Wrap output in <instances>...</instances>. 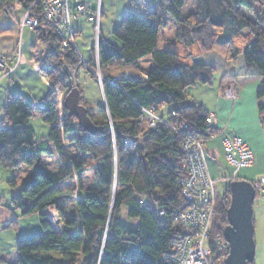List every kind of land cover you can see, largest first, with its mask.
Instances as JSON below:
<instances>
[{"label": "trees", "instance_id": "trees-1", "mask_svg": "<svg viewBox=\"0 0 264 264\" xmlns=\"http://www.w3.org/2000/svg\"><path fill=\"white\" fill-rule=\"evenodd\" d=\"M36 1L0 0V12L17 3L25 11ZM168 22L175 27L171 41L164 35ZM43 31L37 30L38 38L47 43L43 61L51 66L44 72L53 85L69 90L71 73L79 66L94 79L93 60L80 62L75 51L61 49L57 37L48 29ZM111 35L120 47L98 39L101 69L136 66L144 59L150 65L143 81L114 79L101 70L105 105L86 106L80 93V104L96 128L94 135L85 133L66 112L60 118L50 96L43 107H36L13 94L3 107L2 122L7 126L0 128V166L8 171L23 166L31 170L11 198V206L22 218L37 215L41 233L17 240L15 263L0 257V264H170L164 258L170 244L187 234L173 220L190 208L180 184L186 176L184 141L199 137L206 144L217 134L214 127L206 126L208 113L203 106L187 100L189 87L210 85L214 76L213 68L194 59L210 52L229 62L242 57L247 69L243 78H259L263 88L256 97L264 95V0H159L143 14L128 10ZM229 80L235 83L236 77ZM163 108L171 113L149 128L146 112L155 109L156 114ZM258 111L263 113L264 105H258ZM34 115L50 127L45 141L38 142L29 126ZM65 137L78 154L100 163L94 172V190L75 199V213L70 216L58 206L61 184L82 170L85 162L68 157ZM140 138L133 155L129 146ZM53 154L60 163L55 173L41 161L42 156ZM9 185L16 188L14 181ZM228 195L227 189L223 197L217 196L209 233V243L218 240L220 248L226 246L222 231L227 225ZM139 200L154 208H142ZM50 208L58 213L61 228L47 220L45 212ZM122 208L130 225L120 222ZM12 225L9 222L5 228ZM227 251V247L223 254L214 250L213 257L223 264Z\"/></svg>", "mask_w": 264, "mask_h": 264}, {"label": "rangeland", "instance_id": "rangeland-1", "mask_svg": "<svg viewBox=\"0 0 264 264\" xmlns=\"http://www.w3.org/2000/svg\"><path fill=\"white\" fill-rule=\"evenodd\" d=\"M153 1L155 4L159 0H153ZM149 2L152 3V1L150 0ZM100 3H101V11L103 12L104 16L102 20L100 19L101 24L100 23L99 24L101 26V31L104 34V28L111 25V20H108L106 15L107 0H100ZM88 4L91 5V2H88ZM94 5H95V1L91 5V7H93ZM12 8L13 7H9L8 11L4 13L9 14ZM190 10L191 8L187 7L185 11L188 12ZM79 19H80L79 20L80 31L78 36L77 34L75 35L76 36L75 44L78 52L77 50H69V51H75L78 54V58L80 62L86 64L91 62L92 60L94 61L95 66L94 68H92V72H91L94 75V79L88 76L85 67L79 66L77 67V69L73 70V73H71V77L68 81L71 86L69 90L65 89L63 86L60 85H53L50 80V77L44 72V70L47 71L51 68V66L47 65L43 61L44 53L47 50V43L41 41L38 38L37 31L28 28H26L25 30L21 29L20 24L22 21L19 23V30L21 32L20 40L19 43L16 44V47L14 49L15 53L13 54V56L19 54L20 61L18 64H20L21 62L20 64L21 68L18 70L19 74L17 71V74L15 75L12 76L8 75L9 79L8 77L3 76L7 80L4 81L8 83H11V80L13 81L12 83L22 80L23 85L22 84L19 86H16L17 84L14 85L9 84V85L12 88L17 89L20 92L18 94L23 96L31 104L35 100V98H37L38 96H40V94L43 93V91H46L45 87L48 85L49 89H47L46 91V97L50 96V100L56 103L57 105L56 110L60 118H62L63 112H66L65 110H63L62 105L68 91H70L71 89L74 88L77 89L79 91V96L81 93L82 101L84 102V104H86V106L94 108L97 105H102L104 102L103 95L101 92V84H102L101 77L103 72L108 75L110 74V76H112L114 79L127 78V79H134L140 81V79H142L143 77L142 74H145L144 72H146L147 70V64H148L147 60H143L145 62H139L138 65L131 67L112 65L109 66V69L108 68L101 69L99 67L98 59H97V49H98L97 43H98V39L100 38L99 35L100 26L98 27V29H96L84 17H81ZM174 31L175 29L172 30L171 27L169 26L166 33L164 32L166 39L174 38L173 37L175 35V33L173 34ZM0 57L5 58V60L7 59L6 61L8 62V64L10 61L9 58H11L13 61V66L16 65L15 57H11V56L6 57L3 55H0ZM10 66L6 70H2L0 72L3 74L9 72ZM1 73H0V77L2 75ZM62 75L63 74L59 72L58 76L62 77ZM4 81L0 82V128L7 126L4 122H2L3 107L1 103L2 100L1 92H4L6 90V88L2 90V88L5 86ZM228 88L232 89L234 92L233 86L228 85L222 89V95ZM202 89L203 88L199 84L189 87L186 90L187 100L189 102L197 101V99L201 98ZM170 113H171L170 108L160 109L159 112H157L156 114H155V109L153 111L154 116L158 119L160 118L164 119V117H167ZM208 115H214V114H208ZM147 125L151 129H154L156 127L154 126L153 128L149 126L148 123ZM29 126L31 127L35 135V139L38 142L45 141L47 139V135L49 133L50 127L43 123L39 115H34V117L30 120ZM140 143H142L141 138L138 139L136 143L130 144L129 150L134 151L135 154L133 155H137L136 147ZM64 145L68 157L70 158L77 157L85 162V167L82 170L76 172L72 177H70L64 183L61 184V188L63 189V192L58 199V206L61 208L62 213H64L67 216H70L75 213L74 210L75 199L77 197L82 198L94 190L95 188L94 172L100 166V163L99 161L92 160L89 156L78 154L74 149V147L70 144L68 137H65ZM213 146H215L218 149L219 156L216 158V160L219 162L220 167L214 168L217 179H215L213 176L212 178L211 177L210 178L214 182L213 185L216 195L218 197H223L224 193L227 191L229 186V181L227 182L226 179L224 178H227L228 176H233L234 173L235 175L234 177L236 179L237 172H239L237 175L238 177L242 176L244 173H247L249 171L248 168L252 166V159H251V164H249L248 167L236 170L233 169L232 167H229L226 164L227 162L226 160H224L225 156H223V153L220 151V148H218L219 146L218 142L216 140L210 139V141L206 143V148L211 150ZM211 161L212 160H210L209 158L207 159L206 156V165L207 162L209 165ZM184 162H185V152H184L183 163ZM42 163L45 164L47 169L52 173L57 172L60 167V163L56 154H53L50 157L44 156L42 159ZM30 172L31 170L26 166L11 171L4 170L0 166V227H1L0 257L4 258L10 263H15L17 259L14 248L15 242L17 240L25 238L27 236L41 233V228L39 226L37 215H32L26 218H22L20 214L14 211L11 206V198L17 195L20 187L27 180ZM209 173H210L209 176H211V169H209ZM263 178L264 177H262L261 179ZM261 179L259 177H255L251 175L249 177L248 176L245 177L244 180L252 183L253 185L258 183ZM12 181L16 183L15 189L9 185V183ZM256 192L257 195L255 196L252 203V221L254 227L253 236L255 243V255H254L253 264H264V196L260 189L257 188ZM228 196H226V199ZM154 212L156 213L157 216V211ZM120 213H121L120 222L124 225H130V222L126 216L125 208H122ZM45 214L47 220L56 229L61 228V223H62L61 219L54 208H50L46 210ZM5 221L13 222V225L9 228H5L6 225H3Z\"/></svg>", "mask_w": 264, "mask_h": 264}, {"label": "built area", "instance_id": "built-area-1", "mask_svg": "<svg viewBox=\"0 0 264 264\" xmlns=\"http://www.w3.org/2000/svg\"><path fill=\"white\" fill-rule=\"evenodd\" d=\"M12 6L6 5L2 11L7 12L9 7ZM81 17H84L93 27L98 29L101 19L99 0L95 1L93 7L88 4L87 0H37L25 10L20 25L21 29L28 28L40 30V32L48 29L57 37L61 49L77 50L75 44L76 31L71 23ZM14 57L16 65H18L20 61L19 54ZM6 60L0 57V71L6 70L11 65L9 72L4 73L7 77L14 71L16 65L13 66L11 58H9V64ZM223 96L231 101L236 99L235 93L229 88L223 93ZM153 111L154 109H151L146 114L149 126L154 128L157 122L163 121L156 118ZM205 124L208 127H214L216 124L215 116L208 115ZM222 147L225 160L233 169L239 170L251 164L252 155L240 139L225 138L222 141ZM182 148L185 152L183 169L186 176L180 180V184L182 196L190 208L181 212L173 221L180 225L187 234L182 239L170 244L169 254L165 255L164 258L170 264H221L218 258L213 257V251L216 250L219 254L221 250L225 251L228 246L222 244L220 248L221 244L218 240L209 243V233L217 195L213 185L214 182L207 170L205 143L199 137H187ZM234 176L233 173L231 180H235ZM253 187L254 189H260L264 196V178L253 184ZM139 204L142 208H154L153 205L143 200H139ZM161 216L162 213L158 211L157 217Z\"/></svg>", "mask_w": 264, "mask_h": 264}, {"label": "crops", "instance_id": "crops-1", "mask_svg": "<svg viewBox=\"0 0 264 264\" xmlns=\"http://www.w3.org/2000/svg\"><path fill=\"white\" fill-rule=\"evenodd\" d=\"M94 1L96 0H88V2H91V5L94 3ZM150 1H152V3L149 2V0H107L106 15L107 19L111 20V25L104 28L103 34L100 26L101 23L99 24L100 38L107 43L119 48L120 43L112 37V31L120 26L124 14L128 10L134 11L138 14H143L148 6L154 4L153 0ZM99 5L101 10L100 0ZM12 7L13 8L9 14L4 13L3 11L0 12V55L6 57H14V49L16 47V44L19 43L21 35V32L19 30V23L22 21L25 12L22 6L18 3L13 4ZM103 16L104 14L101 11V20ZM79 20L80 19L73 20L71 23L73 29L76 31L77 36L79 35L80 31ZM169 26L172 30L175 29L174 25L171 22H168V28ZM167 29L165 30V33ZM174 33L175 31L173 32V34ZM167 40L171 41L173 40V38H167ZM140 62L145 61L140 60ZM194 62L209 66L214 70L212 83L205 86L201 85V87L203 88L201 91V98L197 99L196 101L203 106L208 114H214L216 117V124L214 128L217 131V134L211 139L218 142V148H220L223 156L224 152L222 141L225 138L240 139L252 154V166L248 168L249 171L247 173H244L242 176L238 177L237 175L239 172H237L235 180H244L245 177H249L251 175L259 177L261 179L262 177H264V112L261 114L259 113L258 105H264V95L260 98L256 97V92L259 89L263 88L261 80L259 78H243V76H245L247 73V69L242 57H238L235 61L229 62L219 54L210 52L201 54L199 57L194 59ZM20 64L15 66L14 71L9 76L17 74V71L21 68ZM149 65L150 64L148 61L147 69L149 68ZM1 74L2 75L0 77V82H3L4 80H6V78L3 77L5 76L3 73ZM142 75L143 77L142 79H140L141 81L145 80L146 78L145 74ZM9 76H7L8 79ZM231 77H236L235 83L229 80V78ZM12 82L13 81L11 80V83H4L5 86L2 88V90L4 88H6V90L4 92H1L2 107H4L7 99L10 96L20 93L17 89L12 88L9 84H17L16 86H19L21 84L23 85V81L20 80L15 83ZM228 85L233 86L234 93L236 95V99L234 101L228 100L222 95V89ZM47 89H49L48 85L45 87L46 91ZM46 91H43L40 96L35 98L32 104H34L36 107H43L47 101ZM205 151L207 159L209 158L210 160H212L209 165L207 162V169H211L210 177L212 178L213 176L215 179H217L214 168L220 167L219 162L216 160V158L219 156L218 149L215 146H213L211 150L207 149L205 144ZM43 157L44 156L41 157V161ZM224 179H226V181H229L230 183L232 176H228ZM7 223H9V221H5L3 225Z\"/></svg>", "mask_w": 264, "mask_h": 264}, {"label": "water", "instance_id": "water-1", "mask_svg": "<svg viewBox=\"0 0 264 264\" xmlns=\"http://www.w3.org/2000/svg\"><path fill=\"white\" fill-rule=\"evenodd\" d=\"M37 31V30H34ZM44 34V31H41ZM105 105V102H104ZM68 117H74L79 128L89 135L96 133V128L87 116V110L80 104L79 91H68L63 105ZM143 160V167L148 177L147 163ZM229 206L226 211L227 225L222 236L228 246L223 264H251L254 261L255 243L252 221V203L255 198V189L252 183L246 180H233L228 186Z\"/></svg>", "mask_w": 264, "mask_h": 264}]
</instances>
